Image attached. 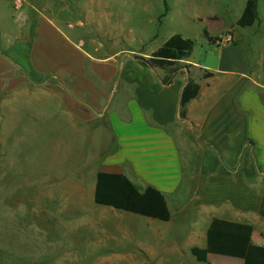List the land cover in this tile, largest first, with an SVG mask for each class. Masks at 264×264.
<instances>
[{"label":"crops","instance_id":"0c3cea01","mask_svg":"<svg viewBox=\"0 0 264 264\" xmlns=\"http://www.w3.org/2000/svg\"><path fill=\"white\" fill-rule=\"evenodd\" d=\"M23 13L13 20L14 28L0 15V126L12 131L18 124H34L32 118H43L44 125L64 120L76 145L91 151L89 158L75 154L80 177L75 195L88 207L51 219L70 234H85L81 254L70 260L66 254L63 264H264V46L259 54L251 41L237 40L242 11L233 25L223 23L213 34L204 23L207 36L220 42L204 37L208 52L181 61L186 68L168 86L161 84L166 70L156 72L126 54L128 64L120 71L121 55L94 57L82 50V41L73 45L60 21L41 11ZM225 34L231 43L222 42ZM82 57L96 68L83 72ZM34 61L45 67L37 69ZM188 79L198 94L180 117L179 98ZM33 106L43 112H32ZM98 172L123 175L139 190L159 191L170 219L106 206L97 213L87 188L93 195ZM213 220L252 228L243 258L208 254L200 262L192 255V248H206Z\"/></svg>","mask_w":264,"mask_h":264},{"label":"rangeland","instance_id":"374dc122","mask_svg":"<svg viewBox=\"0 0 264 264\" xmlns=\"http://www.w3.org/2000/svg\"><path fill=\"white\" fill-rule=\"evenodd\" d=\"M245 1L167 0L168 12L160 19L164 10L162 0H21L19 9L15 6L16 0H0V15L6 20L4 25L12 24L14 28L13 20L20 18L24 11H41L60 21L61 29L69 33L73 45L82 41V50L92 56L121 55L116 58L121 71L128 64L126 54L149 55L174 34L193 40L192 56L201 58L211 47L203 30L207 27L213 34L224 24L233 25ZM257 12L258 21L251 27L237 26L236 34L240 44L251 41V49L259 48L254 52L262 54L264 0H258ZM34 15L37 20L38 13ZM56 46L66 51L62 44L56 43ZM35 63L37 69L45 67L41 62ZM80 67L83 72H91L96 65L82 57ZM50 79L48 76L44 81ZM113 100L118 101L117 95ZM31 111L43 112L38 106L31 107ZM31 120L35 123L18 124L12 131L10 126H0V264H63L67 262L63 259L70 260L81 254L78 250L86 239L85 234H70L68 228L51 219L54 214L73 213L88 207L85 198L79 204L80 198L75 195L74 185L80 181L75 173V154L79 151L82 157L89 158L91 151L89 146L80 149L76 145L77 138L64 120L49 125L43 124V118ZM102 152L99 147L100 160ZM87 196L97 213L106 212L108 208L94 203L91 187L87 188ZM66 254L70 255L68 259Z\"/></svg>","mask_w":264,"mask_h":264},{"label":"trees","instance_id":"16d2710c","mask_svg":"<svg viewBox=\"0 0 264 264\" xmlns=\"http://www.w3.org/2000/svg\"><path fill=\"white\" fill-rule=\"evenodd\" d=\"M163 18L168 12L167 0H162ZM258 0H246L244 8L236 25L241 28L251 27L258 21ZM208 41H215L207 36ZM194 41L183 38L179 34L170 36L161 47L153 51L148 58L134 55L133 59L142 66L150 69L166 70L168 75L161 84L168 86L173 83L175 76L186 66H180L181 61L187 60L194 48ZM198 94V86L188 79L182 88L179 107L180 117H183L184 106ZM93 200L96 205L111 207L117 211L128 212L160 221L170 219V211L163 195L154 188L137 189L125 176L98 172L95 176ZM252 228L248 225L213 220L207 231V246L205 249L192 248V255L200 262H206L208 254H217L243 258L246 255Z\"/></svg>","mask_w":264,"mask_h":264},{"label":"built area","instance_id":"2783aa9c","mask_svg":"<svg viewBox=\"0 0 264 264\" xmlns=\"http://www.w3.org/2000/svg\"><path fill=\"white\" fill-rule=\"evenodd\" d=\"M20 3H21V0H16V2H15L16 8H18V9L20 8ZM232 40H233V38L230 34H225L222 36V42H224V43H231ZM219 42H220V39L217 38V40H215L213 43L217 44Z\"/></svg>","mask_w":264,"mask_h":264}]
</instances>
